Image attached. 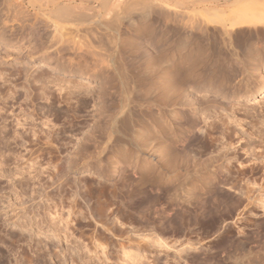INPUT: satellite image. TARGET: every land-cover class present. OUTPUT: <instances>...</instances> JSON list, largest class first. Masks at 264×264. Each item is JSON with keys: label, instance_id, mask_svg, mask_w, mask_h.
<instances>
[{"label": "rangeland", "instance_id": "1", "mask_svg": "<svg viewBox=\"0 0 264 264\" xmlns=\"http://www.w3.org/2000/svg\"><path fill=\"white\" fill-rule=\"evenodd\" d=\"M15 2L0 5V264H264V23L233 21L236 10L262 12L264 0L172 7L168 17L140 6L83 23ZM169 37L203 76L175 87L196 119L179 150L198 164L216 156V179L187 202L172 189L151 200L154 189L134 208L147 190L128 200L116 190L138 168L116 163L106 176L89 142L122 103L114 70L139 84ZM217 117L231 136L210 127ZM84 140L86 159L76 150ZM100 187L102 216L87 196Z\"/></svg>", "mask_w": 264, "mask_h": 264}, {"label": "bare ground", "instance_id": "2", "mask_svg": "<svg viewBox=\"0 0 264 264\" xmlns=\"http://www.w3.org/2000/svg\"><path fill=\"white\" fill-rule=\"evenodd\" d=\"M11 1L0 0V5L8 4ZM154 1L160 4H154ZM250 1L255 3V0H20L19 4H27L31 7L38 6L40 8L52 7V12L48 9L46 11L51 12L49 15H52L57 22L73 21L83 23L92 22L94 19L106 21L111 14H124L128 10H135L140 6L149 7L148 9L160 6L159 8H165L164 11L166 10V16L168 17L171 14L172 7L202 8L206 10V8L218 9V7L223 5L228 6V4L230 6L242 4L251 6L249 4L251 3ZM79 10H87V12L83 11L85 13L83 14ZM154 10L150 11L154 12ZM88 11L91 13L89 14ZM233 14L234 24L248 23L251 19H256L258 23H264V10L257 15L256 13L255 15L253 14L254 16L250 19L247 14L241 11L236 10ZM163 41L164 43L154 57L152 65L149 62H144L143 69L146 68L147 70H145L148 72L146 73L147 76L144 75L146 78L143 76L145 80L139 81V84L130 82L132 86H129V76L123 70H114L116 78L121 85L120 97L122 103L118 112L111 114L109 119L106 120V133L99 138L98 136L92 138L91 143L89 142V149L93 148V153L98 157L97 164L101 172L106 176L112 175L116 163L128 167L129 165H134L138 168L137 172H135L137 177L116 190L123 194V199L128 200L133 195H136L138 191L146 189L147 193L145 196H140L130 203V207L134 208L139 206L142 200L148 198L150 192L153 193L154 189L159 192V195L151 200L157 197L163 200L165 194L172 189L170 197L187 202L188 193L193 190L192 187L200 185V189L197 186L198 191H203L208 185L213 184L212 182L216 179L214 167L219 161L215 158L216 156L200 164L192 163L179 150L180 145L178 146V144L182 143L181 137L186 136L193 129L196 119L193 117L195 104L188 101V99L185 102H180L181 100L176 93L175 87L177 85H186L193 78L196 79V77L202 79L203 76L200 77L202 74L199 72L200 75L197 73L195 75L192 72H195L194 67L193 70L190 69L192 64L189 60L191 56L188 52L184 55L176 52L177 50L174 47L178 46V49L184 47L179 44L181 47L179 48L178 43L180 41H176L178 42L177 46H174V42H172L170 37L164 38ZM184 43L182 45H186ZM213 74L219 77L217 73L214 72ZM253 96L254 94H248L244 96V99L249 100ZM179 107H186V109L182 108L181 110ZM134 114H138L140 118L134 119ZM215 118L210 123V127L213 130H217L218 126L215 123L220 122L221 124H217L222 128V131L228 137L231 136L234 132L231 123L219 117H217L219 119ZM99 140L100 143H98ZM98 144H101L102 148L95 152L96 148L93 146ZM84 146L88 149V142H85V140L84 143L78 145L76 149L78 152H76L86 159L88 155L85 153L88 150ZM212 146L213 144L209 145L210 148ZM83 147L85 148L84 150ZM206 147H208V144L205 149ZM82 152H84L85 156L81 154ZM101 154L103 155L102 157H100ZM157 158L160 159L155 161L154 164L152 161ZM234 158L232 157V159ZM127 185L129 187L128 190ZM98 190L99 192L96 195L88 190L87 196L95 203L96 213L98 212L102 216L107 199L103 195V187L98 188Z\"/></svg>", "mask_w": 264, "mask_h": 264}]
</instances>
